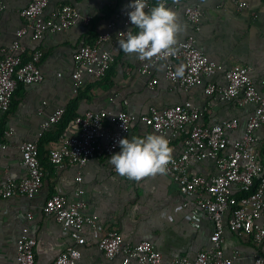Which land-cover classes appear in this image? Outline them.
Here are the masks:
<instances>
[{"label": "crops", "instance_id": "crops-1", "mask_svg": "<svg viewBox=\"0 0 264 264\" xmlns=\"http://www.w3.org/2000/svg\"><path fill=\"white\" fill-rule=\"evenodd\" d=\"M233 1L152 0L151 7L164 3L176 14L180 31L172 47L189 35H194L196 47L222 66L223 70L215 73L210 82L223 85L224 71L238 64L251 68V79L256 89L263 92L264 0H239L248 3L239 13ZM29 2L2 0L4 10L0 13V50L11 44L15 32L24 26L19 13ZM63 5L71 6L79 17L91 16L90 26L85 28L76 22L69 30L46 33L39 41L32 39L30 31L21 38L26 54L34 49L43 53L40 61L43 80L35 85H19L9 111L0 121L4 136L9 129L13 130L11 137L0 138V183L7 178L20 181L26 177L18 149L23 142L37 140L44 171L43 185L36 197L0 199V264L14 261L17 241L25 227L37 241L35 264H49L70 245L71 241L62 233L61 226L52 217L45 216L42 207L46 199L55 193L74 200L79 190H82L81 196L86 205L85 213L97 217L96 227L85 229L87 242L80 247L82 255L79 264H122L121 255L107 259L97 248L98 239L107 231H117L123 241L130 244L149 241L164 261L175 257L194 259L198 252L209 247L214 225L206 215H201L195 224L189 221L188 217L194 209L193 201L183 196L164 172L149 173L139 180L129 179L119 175L110 165L108 159L112 155L93 159L81 168L65 166L55 169L48 160L49 151L56 146L57 140L46 135L55 126L39 138L41 125L56 109L66 110L78 95H73L71 91L74 52L83 44H93L100 33L107 31L110 38L102 44V49L111 52L114 61L102 79L83 77L79 93L89 86L91 88L87 96L79 100L76 116L88 110L108 109L140 117L146 115L151 107L163 110L189 102L199 109H205L200 119L204 126L236 120V129L226 134L233 143L244 132L254 106H238L236 101L222 102L206 96L205 83L187 90L174 89L163 77L164 62L155 65L148 75H139L137 56L124 53L118 44L121 39L117 34L123 29V21L116 15L128 11L127 0H117L115 5H110L107 0H51L46 16ZM187 7L197 8L201 12L198 29L187 22ZM112 23L114 28L110 29ZM152 78L158 81L153 89L149 87ZM73 121L63 132L64 135L77 133ZM149 134L154 133L142 123L135 122L129 137L142 138ZM255 138L256 146L263 155L264 175V126L255 132ZM2 145H6V148L2 149ZM168 146L171 149L170 157L182 151L181 139ZM189 169L196 175L216 174L212 161L193 163ZM78 175L82 177L81 182L76 181ZM222 240L224 253L234 257L233 264H252L256 255L264 257V244L257 247L251 240L240 238L228 230L223 232ZM129 264L136 263L132 261Z\"/></svg>", "mask_w": 264, "mask_h": 264}, {"label": "built area", "instance_id": "built-area-1", "mask_svg": "<svg viewBox=\"0 0 264 264\" xmlns=\"http://www.w3.org/2000/svg\"><path fill=\"white\" fill-rule=\"evenodd\" d=\"M50 1L30 0L19 13L24 26L15 32L14 41L0 50V119L8 112L19 85H35L43 80L40 69L43 53L34 49L26 54L21 38L30 31L32 39L39 41L46 33L67 31L76 22L85 28L90 26L92 17H79L69 5H63L46 16ZM107 1L115 5L117 0ZM127 1L129 5L131 0ZM233 2L237 13L248 5L246 1ZM145 4L144 11L152 8V0H145ZM3 10L4 5L0 0V13ZM130 10L116 15L123 21V29L117 34L120 39H126L127 34L132 33L134 25L129 22L127 14ZM185 13L187 22L198 29L201 12L197 8L187 7ZM109 28H114V24H110ZM109 38L108 31L100 33L93 44H83L74 52L70 75L73 95L81 90L84 76L100 80L110 69L114 57L111 52L102 49V44ZM173 48L174 52H162L147 60L138 59L139 75H148L155 65L164 62L163 77L174 89L187 90L205 83L206 96L222 102L236 101L238 106L253 105V115L237 141L230 143L226 136L227 132L236 129V120L204 126L200 119L205 109H199L189 102L163 110L151 107L146 115L140 117L125 111L88 110L75 117V135L61 134L58 137L56 146L49 151V161L55 169L65 166L81 168L93 159L111 156L120 149L121 139L131 140L129 135L135 122L163 136L168 144L181 139L182 151L170 157L164 173L183 196L193 201L194 209L188 217L189 221L195 224L201 215H206L212 221L214 229L209 238V247L198 252L194 259L175 257L164 261L149 241L130 244L123 241L117 231H107L98 239L97 248L107 259L121 255L122 264L132 261L136 264H233L234 257L226 255L222 248L225 230L251 240L257 247L264 244L263 155L256 146L255 138V132L264 126V90L259 92L256 89L250 76L251 68L238 64L224 71L223 85L210 82L209 79L223 68L196 47L194 35H189ZM180 66H183L184 73L177 76L176 69ZM157 82L152 78L149 87L153 89ZM64 113L63 108L53 111L42 123L38 137L52 129ZM12 134L13 130L9 129L5 137ZM1 148L5 149L6 145ZM18 149L26 177L20 181L7 178L0 183V199L16 196L32 199L42 188L44 171L39 161L37 140L23 142ZM202 161H212L216 174H192L190 165ZM76 181H82L81 175L76 177ZM81 194L82 190H79L74 200H68L64 195L55 193L46 199L42 207V213L52 217L71 241L49 264H79L82 255L80 247L87 242L85 229L97 225V217L85 213L86 205ZM183 206L186 207V204ZM36 244L28 228H23L17 241L15 259L10 264H35ZM252 264H264V257L256 255Z\"/></svg>", "mask_w": 264, "mask_h": 264}, {"label": "clouds", "instance_id": "clouds-1", "mask_svg": "<svg viewBox=\"0 0 264 264\" xmlns=\"http://www.w3.org/2000/svg\"><path fill=\"white\" fill-rule=\"evenodd\" d=\"M127 14L129 22L139 31L129 32L126 39L118 41L120 49L126 54H135L140 60L150 59L157 54L174 52L176 35L180 31L176 14L164 3H159L145 12V0H131ZM183 66L176 69L182 76ZM120 151L109 160L115 171L129 179L139 180L149 173L165 171L170 159L171 149L168 141L161 135L149 134L145 137L124 138L119 141Z\"/></svg>", "mask_w": 264, "mask_h": 264}, {"label": "trees", "instance_id": "trees-1", "mask_svg": "<svg viewBox=\"0 0 264 264\" xmlns=\"http://www.w3.org/2000/svg\"><path fill=\"white\" fill-rule=\"evenodd\" d=\"M138 31L139 30L135 26H133L132 34H136ZM90 88L91 87L89 86L83 92L81 91L80 93H78V95L75 97L74 101H72V103H70V105L67 106L65 113L62 116L61 120L55 125V127H54L55 129L51 132H48L46 134L47 136H49L52 140L55 141L58 139V137L61 134H63V132L69 127L71 122L76 117V110H77V105H78L79 100L87 96V93H88ZM5 114H7V112ZM5 114H3V116ZM2 117H1L0 121L2 120ZM4 137H5L4 132H3L2 126L0 124V138L3 139ZM263 154H264V151H263ZM39 161H40V151H39ZM49 163H50V161H49ZM50 165H51V163H50Z\"/></svg>", "mask_w": 264, "mask_h": 264}]
</instances>
